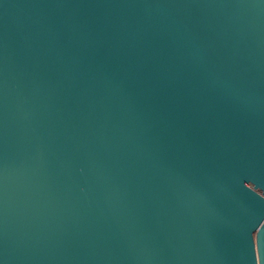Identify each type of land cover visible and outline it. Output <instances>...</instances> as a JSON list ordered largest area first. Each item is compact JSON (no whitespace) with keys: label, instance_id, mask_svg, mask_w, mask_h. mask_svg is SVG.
<instances>
[{"label":"water","instance_id":"water-1","mask_svg":"<svg viewBox=\"0 0 264 264\" xmlns=\"http://www.w3.org/2000/svg\"><path fill=\"white\" fill-rule=\"evenodd\" d=\"M0 264H264V0H0Z\"/></svg>","mask_w":264,"mask_h":264}]
</instances>
